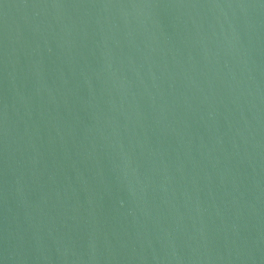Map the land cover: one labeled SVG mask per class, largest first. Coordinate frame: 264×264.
Listing matches in <instances>:
<instances>
[{
  "label": "water",
  "instance_id": "water-1",
  "mask_svg": "<svg viewBox=\"0 0 264 264\" xmlns=\"http://www.w3.org/2000/svg\"><path fill=\"white\" fill-rule=\"evenodd\" d=\"M0 264H264V0H0Z\"/></svg>",
  "mask_w": 264,
  "mask_h": 264
}]
</instances>
